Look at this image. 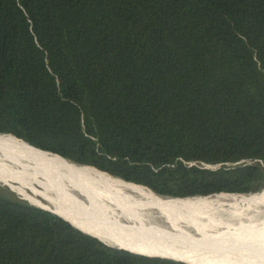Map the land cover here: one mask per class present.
Here are the masks:
<instances>
[{"label": "trees", "instance_id": "trees-1", "mask_svg": "<svg viewBox=\"0 0 264 264\" xmlns=\"http://www.w3.org/2000/svg\"><path fill=\"white\" fill-rule=\"evenodd\" d=\"M157 194L264 189V0H0V133ZM0 264H190L0 192Z\"/></svg>", "mask_w": 264, "mask_h": 264}, {"label": "bare ground", "instance_id": "bare-ground-1", "mask_svg": "<svg viewBox=\"0 0 264 264\" xmlns=\"http://www.w3.org/2000/svg\"><path fill=\"white\" fill-rule=\"evenodd\" d=\"M0 158L3 159V161L0 160V186L8 187L21 199L33 203L39 200L28 193L23 183L15 182L18 181L17 178L24 174L29 177L38 176L44 183L48 182L53 187H64L73 195L82 197L91 206L111 216L114 225L111 229H107L92 221L86 224L79 222L68 210L59 209L67 218L107 242L115 241L131 249L143 251L174 253L173 251L178 249L127 234L119 222V216L124 214L134 220L143 221L145 219L143 212L158 216L154 213L156 210L161 213L158 216L159 222L183 228L186 227L187 220L183 222L177 217V213H189L195 208L206 207L214 209V213H225L229 220L243 219L249 222L245 227L236 229V232H230V228L221 231L213 230L208 223L200 222L199 225L207 228L202 229L203 233L196 238V241L202 246H207L211 251L197 250L199 253L196 255L179 250L181 256L194 264H216L214 263L215 254L229 253L235 257L241 254V257L246 258L250 263L264 264V220H258L260 214L253 208L255 212L250 217H244L243 213H235L221 207L225 204H244L249 209L254 206L259 207L264 204V189L249 194L226 192L183 198L162 197L134 182H127L90 165L31 146L18 136L6 132L0 133ZM29 170L32 173H29ZM3 174H10L14 179L4 178ZM213 222L220 223L219 220ZM199 225H194L196 230H200Z\"/></svg>", "mask_w": 264, "mask_h": 264}, {"label": "rangeland", "instance_id": "rangeland-1", "mask_svg": "<svg viewBox=\"0 0 264 264\" xmlns=\"http://www.w3.org/2000/svg\"><path fill=\"white\" fill-rule=\"evenodd\" d=\"M0 160L3 161L1 158ZM28 172L32 173L31 170ZM3 177L14 179L10 174H3ZM17 179L18 181L15 182L23 183L28 193L37 197L40 201L48 204L52 208L68 210L73 214L74 217H76L79 222L86 224L92 221L95 224L98 223L107 227V229H111V226L114 225L111 216H109L104 211L98 210L91 206L82 197L79 198L78 196L73 195L64 187H53L49 185L48 182L44 183L40 177H29L27 174L20 175ZM0 192L8 196L18 198V195L6 186H0ZM221 207L229 209L235 213H243L244 217H250V215L255 212L254 210H256V212L260 214L258 220H264V204L259 207L254 206L252 209L247 208V206L244 204H225ZM213 211L214 209L212 208L198 207L195 208L193 212L177 213V217L182 219L183 222H186L185 220H187V225L183 228H176L170 223L159 222L158 219L160 218L158 216H160L161 213L156 210L154 213H156L158 216L143 212L142 214L145 218L143 221L134 220L123 214L119 216V222L122 224V227L125 229L127 234L137 235L144 239L155 241L157 243H161L162 245L173 247L180 251L191 252L197 255V253H199L197 250L206 252L211 251V249H209L207 246H202L198 241H196V238L202 235V229L207 228L205 226L199 225L198 223H208V226H212V229L217 231L230 228V232H236V229L238 230L239 227H245L246 223L249 222L248 220L243 219L229 220L230 218L225 213H214ZM214 220H219L220 223L213 222ZM196 224L199 225L200 230H196L197 228L194 227ZM242 255L246 256V254ZM214 256L215 259H213L216 260L214 262L216 264H253L246 260V258L241 257V254H239L237 257L229 253H219L215 254Z\"/></svg>", "mask_w": 264, "mask_h": 264}, {"label": "water", "instance_id": "water-1", "mask_svg": "<svg viewBox=\"0 0 264 264\" xmlns=\"http://www.w3.org/2000/svg\"><path fill=\"white\" fill-rule=\"evenodd\" d=\"M2 133V132H1ZM10 134V133H9ZM29 144V143H28ZM29 145H31V146H34V147H38V146H35V145H32V144H29ZM38 148H40V149H42V150H44V151H50V152H52L51 150H49V149H44V148H41V147H38ZM52 153H54V152H52ZM54 154H56V153H54ZM64 158V157H63ZM86 165H89V164H86ZM90 166H92V165H90ZM92 167H94V166H92ZM96 168V167H95ZM98 169V168H97ZM103 172H105V171H103ZM107 173V172H106ZM109 174V173H108ZM111 175V174H110ZM112 176H117V175H112ZM119 177V176H118ZM121 178V177H120ZM123 179V178H122ZM125 180V179H124ZM125 181H127V182H132V181H128V180H125ZM135 183V182H134ZM137 184V183H136ZM139 185H141V184H139ZM141 186H143V185H141ZM144 187H146V186H144ZM146 188H148V187H146ZM148 189H150V188H148ZM151 190V189H150ZM152 191V190H151ZM153 193H155L154 191H152ZM156 195H158V196H162V197H172V196H164V195H160V194H157V193H155ZM20 198V197H19ZM21 199V198H20ZM38 202L37 203H33V202H29L30 204H32V205H34V206H37V207H42V208H45V209H48V210H50V211H52V212H55V213H57L58 215H60V216H62V217H64L65 219H67L68 221H70L73 225H75V226H77L78 228H80V229H82L83 231H85V232H87V233H90V234H92V235H94V236H97L96 234H94V233H92L91 231H89V230H86V229H84L82 226H80V225H78V224H76L75 222H73L71 219H69V218H67L63 213H61L60 212V210L58 209V208H52L51 206H49L48 204H46V203H44V202H42V201H40V200H37ZM104 244H106V245H108V246H110V247H114V248H118V249H122V250H126V251H131V252H135V253H140V254H144V255H154V256H162V257H171V258H174V259H178V260H181V261H185V262H187V263H190V264H194V263H192V262H190L188 259H186V258H184L183 256H181L180 255V251L179 250H171V251H173L174 253H172V252H170V253H167V252H163V251H143V250H138V249H131V248H129V247H127V246H125V245H123V244H118V243H116L115 241H112V242H107V241H105V240H103V239H101L99 236H97Z\"/></svg>", "mask_w": 264, "mask_h": 264}]
</instances>
